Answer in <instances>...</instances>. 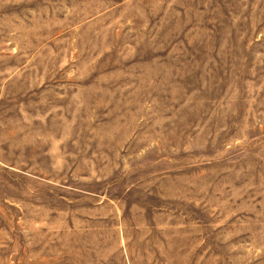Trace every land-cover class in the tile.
Returning <instances> with one entry per match:
<instances>
[{
	"label": "rangeland",
	"instance_id": "374dc122",
	"mask_svg": "<svg viewBox=\"0 0 264 264\" xmlns=\"http://www.w3.org/2000/svg\"><path fill=\"white\" fill-rule=\"evenodd\" d=\"M0 264H264V0H0Z\"/></svg>",
	"mask_w": 264,
	"mask_h": 264
}]
</instances>
